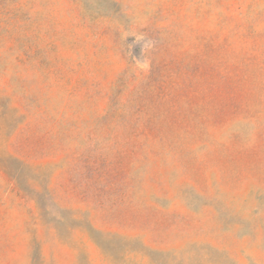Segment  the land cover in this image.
<instances>
[{
    "label": "rangeland",
    "instance_id": "rangeland-1",
    "mask_svg": "<svg viewBox=\"0 0 264 264\" xmlns=\"http://www.w3.org/2000/svg\"><path fill=\"white\" fill-rule=\"evenodd\" d=\"M0 264H264V0H0Z\"/></svg>",
    "mask_w": 264,
    "mask_h": 264
}]
</instances>
